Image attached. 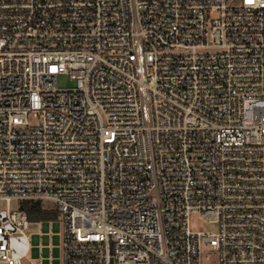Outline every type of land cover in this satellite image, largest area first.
<instances>
[{"label": "built area", "instance_id": "1", "mask_svg": "<svg viewBox=\"0 0 264 264\" xmlns=\"http://www.w3.org/2000/svg\"><path fill=\"white\" fill-rule=\"evenodd\" d=\"M24 200L63 264H264V0H0V264Z\"/></svg>", "mask_w": 264, "mask_h": 264}, {"label": "rangeland", "instance_id": "2", "mask_svg": "<svg viewBox=\"0 0 264 264\" xmlns=\"http://www.w3.org/2000/svg\"><path fill=\"white\" fill-rule=\"evenodd\" d=\"M58 84L62 88H70L75 86V81L68 74H60ZM19 204L21 202L13 201V209L18 208ZM42 205L45 208H55V204L50 201H42ZM5 207V202H2L1 208ZM63 226V219L60 213L55 220L31 221V225L27 230L30 247L27 256L22 259V264H63ZM193 226L195 228L198 226L209 227L203 218L199 216L193 219ZM40 250L42 254H40ZM205 252V255L209 257L206 264H217L215 252L210 248L205 249Z\"/></svg>", "mask_w": 264, "mask_h": 264}, {"label": "trees", "instance_id": "3", "mask_svg": "<svg viewBox=\"0 0 264 264\" xmlns=\"http://www.w3.org/2000/svg\"><path fill=\"white\" fill-rule=\"evenodd\" d=\"M21 208L31 221H48L58 218L59 211L56 208H45L42 200L21 201Z\"/></svg>", "mask_w": 264, "mask_h": 264}]
</instances>
